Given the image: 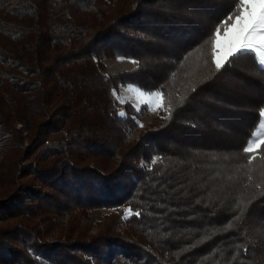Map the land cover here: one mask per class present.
Instances as JSON below:
<instances>
[{
    "label": "trees",
    "instance_id": "16d2710c",
    "mask_svg": "<svg viewBox=\"0 0 264 264\" xmlns=\"http://www.w3.org/2000/svg\"><path fill=\"white\" fill-rule=\"evenodd\" d=\"M237 4L0 0V264H264V143L243 151L264 71L255 53L219 72L212 59ZM118 56L135 66L107 72ZM128 83L168 106L131 139L147 109L118 102ZM123 206L122 233L119 213L94 234L38 226Z\"/></svg>",
    "mask_w": 264,
    "mask_h": 264
},
{
    "label": "rangeland",
    "instance_id": "374dc122",
    "mask_svg": "<svg viewBox=\"0 0 264 264\" xmlns=\"http://www.w3.org/2000/svg\"><path fill=\"white\" fill-rule=\"evenodd\" d=\"M192 54L188 58L186 65H190V58L192 57L196 63L195 67H200L201 65L198 63V58L196 57L195 54L194 55ZM119 57H122V56H118L116 58H107L105 60L107 72H113L117 70L131 68L135 66L136 64V61L131 58L123 57V59H118ZM212 59H213V55H212ZM137 92H144L145 95H148L154 92L160 93V91L158 90L144 91L140 89L138 86L128 83L121 87L120 94L118 96L124 101L127 100V101L132 102L136 106V108H139L140 105L144 103H141L137 100L136 98ZM120 104L122 105V103ZM145 106L147 109V113L145 114L143 119L138 122L139 125L135 128L134 132L130 135L129 137L130 139L135 137L139 133V131L142 130L144 126H147L148 124H151L159 119L164 118V116L167 114L168 106L163 103L162 95H161V99L158 104L156 103L152 105L145 104ZM17 126L19 125L17 124ZM250 140L253 142L252 147L254 149L253 150V155H254L256 154V151L261 144L260 141L264 140V117H261L256 129L253 131L251 137L247 141L246 147L248 146V142ZM157 158L158 157H156L155 159ZM225 166L226 165L224 164L222 165L223 168ZM247 178H249V176ZM1 192H2V187L0 185V193ZM126 210H129L128 206H123L122 208L99 207V208H93V209L86 210V211H82L81 209L75 208L71 211L64 212V213H59L56 211L55 212L49 211L47 213L48 216H46V219H41L42 221L41 220L39 221L38 226L42 230L43 237H46V239H52L59 235L63 237V235H65L64 234L65 229L68 227L69 223L71 222V219L74 218L77 224L81 226V229L87 228V231H86L87 234H94L97 232L99 226L106 220L108 216L110 218H115L114 215L116 213H119V217H118L119 219H118V222H115L114 230L122 233V232H125V230L128 228L124 221L131 212L129 211L127 216H125ZM58 225H63L62 230L61 228L58 227ZM5 264H17V263H5Z\"/></svg>",
    "mask_w": 264,
    "mask_h": 264
},
{
    "label": "snow or ice",
    "instance_id": "6c2138e0",
    "mask_svg": "<svg viewBox=\"0 0 264 264\" xmlns=\"http://www.w3.org/2000/svg\"><path fill=\"white\" fill-rule=\"evenodd\" d=\"M250 53L257 55L260 68L264 71V0H238L235 10L214 29L212 55L217 72L221 69L227 70V67H230L238 57ZM113 95H116L115 90ZM116 98L120 103L127 102L118 95ZM136 98L141 103L152 105L159 103L161 94L154 92L145 95L144 92H137ZM137 111H139L138 108ZM119 115L125 114L121 112ZM260 116L264 117V109L260 111ZM252 144L250 140L243 151L252 153L254 150ZM129 211L131 210L125 211V216Z\"/></svg>",
    "mask_w": 264,
    "mask_h": 264
}]
</instances>
